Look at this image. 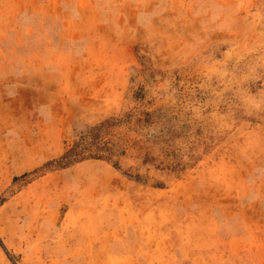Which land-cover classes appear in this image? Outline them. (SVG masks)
<instances>
[{
    "label": "rangeland",
    "instance_id": "1",
    "mask_svg": "<svg viewBox=\"0 0 264 264\" xmlns=\"http://www.w3.org/2000/svg\"><path fill=\"white\" fill-rule=\"evenodd\" d=\"M0 264H264V0H0Z\"/></svg>",
    "mask_w": 264,
    "mask_h": 264
},
{
    "label": "trees",
    "instance_id": "2",
    "mask_svg": "<svg viewBox=\"0 0 264 264\" xmlns=\"http://www.w3.org/2000/svg\"><path fill=\"white\" fill-rule=\"evenodd\" d=\"M109 125L108 121L102 122L99 125L90 127V131L88 133L89 140H84V137L87 134H82L80 137L72 143V145L64 152L62 155V159H65L64 162L61 163L60 167H65L73 162L86 159V158H99V159H109L108 155H103L102 151L110 153L113 152L112 146H107V142L102 141L103 137L99 136V132L101 128H106ZM87 145L81 147V144ZM94 148V151H91V148ZM87 150L88 153H85Z\"/></svg>",
    "mask_w": 264,
    "mask_h": 264
}]
</instances>
